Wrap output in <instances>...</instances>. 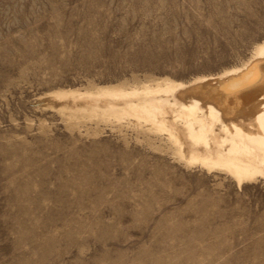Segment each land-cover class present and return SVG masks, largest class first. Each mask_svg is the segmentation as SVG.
I'll return each instance as SVG.
<instances>
[{
  "label": "rangeland",
  "instance_id": "obj_1",
  "mask_svg": "<svg viewBox=\"0 0 264 264\" xmlns=\"http://www.w3.org/2000/svg\"><path fill=\"white\" fill-rule=\"evenodd\" d=\"M263 39L264 0H0V264H264L261 181L38 102L215 74Z\"/></svg>",
  "mask_w": 264,
  "mask_h": 264
},
{
  "label": "bare ground",
  "instance_id": "obj_2",
  "mask_svg": "<svg viewBox=\"0 0 264 264\" xmlns=\"http://www.w3.org/2000/svg\"><path fill=\"white\" fill-rule=\"evenodd\" d=\"M38 102L66 121L107 123L158 140L176 162L224 175L238 188L264 184V39L244 62L215 74L58 88Z\"/></svg>",
  "mask_w": 264,
  "mask_h": 264
}]
</instances>
